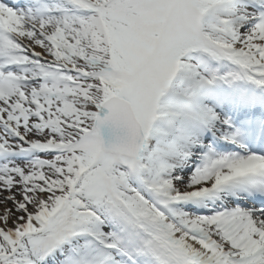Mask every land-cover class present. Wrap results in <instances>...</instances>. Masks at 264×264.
I'll list each match as a JSON object with an SVG mask.
<instances>
[{
	"label": "snow or ice",
	"instance_id": "1",
	"mask_svg": "<svg viewBox=\"0 0 264 264\" xmlns=\"http://www.w3.org/2000/svg\"><path fill=\"white\" fill-rule=\"evenodd\" d=\"M0 264H264V0H0Z\"/></svg>",
	"mask_w": 264,
	"mask_h": 264
}]
</instances>
